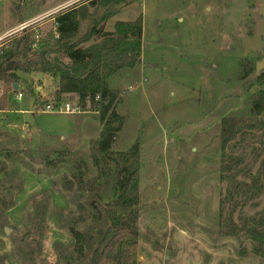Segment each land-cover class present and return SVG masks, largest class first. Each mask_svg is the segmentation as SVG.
Wrapping results in <instances>:
<instances>
[{
	"label": "rangeland",
	"instance_id": "obj_1",
	"mask_svg": "<svg viewBox=\"0 0 264 264\" xmlns=\"http://www.w3.org/2000/svg\"><path fill=\"white\" fill-rule=\"evenodd\" d=\"M130 1L134 4L104 6V0H0V35L11 24L17 23L13 30L38 25L79 4L91 15L82 21L79 37L93 26L113 31L114 25L101 23L108 13L112 24L142 15L139 63L108 80L120 98L115 111L123 119L111 151L139 147L133 188L139 209L137 264H264L237 219L264 210V194L236 215L237 235L224 236L217 221L224 192L218 173L220 120L248 116L250 97L264 90L252 84L264 72L255 68L264 60V0ZM16 7L23 14L21 24ZM36 34L34 47L46 52L51 70L18 73V88L8 93L0 111V264L76 262L69 229L103 231L113 214L108 205L117 196L114 165L101 163L100 171L91 158L103 128L98 114L39 110L53 102L75 108L77 97L63 95L57 101L53 96L55 67L69 64L53 20L37 27ZM244 60L255 70L247 79L240 68ZM239 155L250 163L251 148ZM257 166H251L252 174ZM76 178L82 179V191ZM91 204L104 216L99 225Z\"/></svg>",
	"mask_w": 264,
	"mask_h": 264
},
{
	"label": "trees",
	"instance_id": "obj_2",
	"mask_svg": "<svg viewBox=\"0 0 264 264\" xmlns=\"http://www.w3.org/2000/svg\"><path fill=\"white\" fill-rule=\"evenodd\" d=\"M90 6L93 4L89 2ZM109 4H133L130 0H104ZM17 21L24 22L20 7H16ZM33 16V13H30ZM90 15L86 5L79 4L57 12L53 17L56 42L69 60L57 70V86L53 96L58 101L63 95L77 97L75 108L96 112L103 125L99 139L91 148L94 165L101 171V163L114 165L113 176L117 196L108 205L113 212L105 229L79 231L69 229L74 240L77 261L72 264H137L139 209L135 207L138 196L133 191L139 170V147L135 143L126 152L111 151L117 134L123 125L115 107L120 103L118 93L109 89L108 80L122 70L134 68L140 60L142 49V15L134 21L116 22L113 31L105 32L93 26L79 37L82 21ZM113 16L105 15L103 22ZM102 28V27H101ZM36 24L0 41V111L6 107L8 93L19 85L18 73L50 72L46 52L35 49ZM102 41L83 46L94 38ZM243 79L253 74L254 67L244 60L240 63ZM254 85H264V72L259 73ZM252 84H249L250 86ZM249 115L246 117L227 116L219 124V181L224 184V192L218 203L217 221L224 236H235L239 227L236 215L264 194V90L249 99ZM251 148V161L247 163L239 155ZM258 163L252 174V165ZM77 179V190H83L81 178ZM66 188L72 189V182L65 181ZM95 212V225L103 220L100 209L91 204ZM241 228L251 241L254 255L264 258V210L251 218H237Z\"/></svg>",
	"mask_w": 264,
	"mask_h": 264
},
{
	"label": "built area",
	"instance_id": "obj_3",
	"mask_svg": "<svg viewBox=\"0 0 264 264\" xmlns=\"http://www.w3.org/2000/svg\"><path fill=\"white\" fill-rule=\"evenodd\" d=\"M30 24H34V23H30ZM30 24H22L19 29H22V27H27L29 26ZM21 31V30H20ZM15 99L17 101H20L22 99V93H18L17 96L15 97ZM39 110H42L43 112L45 113H50V114H56V113H71L72 111H77L78 109L77 108H72L70 107V105L68 104H64V105H61L60 103H49V104H46L43 109H39Z\"/></svg>",
	"mask_w": 264,
	"mask_h": 264
},
{
	"label": "crops",
	"instance_id": "obj_4",
	"mask_svg": "<svg viewBox=\"0 0 264 264\" xmlns=\"http://www.w3.org/2000/svg\"><path fill=\"white\" fill-rule=\"evenodd\" d=\"M134 4V3H133ZM130 5H132V4H130ZM130 5H128V6H130ZM128 6H126V7H128ZM126 7H124V8H126ZM123 9V8H122ZM112 18V17H111ZM108 19L106 22H105V26L106 27H109L110 25H114V24H112V19ZM53 19H50L49 21H46V22H43V23H39L38 25H36L37 27H38V29L40 28V27H42L44 24H46V23H48V22H51ZM17 24V23H16ZM16 24H11V26H10V28H8L5 32H3L1 35H0V37L1 36H3V35H5V34H8V33H10L9 31H11V33L13 32V31H15L16 29H14L13 30V28H14V26L16 25ZM109 32H111V30L109 31ZM57 86V85H56ZM55 86V87H56ZM41 89H42V86H39L38 87V90H39V92H41ZM54 90H56V88L54 89ZM40 94V93H39ZM23 98V97H22ZM21 101V100H20ZM19 102V101H18Z\"/></svg>",
	"mask_w": 264,
	"mask_h": 264
},
{
	"label": "water",
	"instance_id": "obj_5",
	"mask_svg": "<svg viewBox=\"0 0 264 264\" xmlns=\"http://www.w3.org/2000/svg\"><path fill=\"white\" fill-rule=\"evenodd\" d=\"M25 27H22V29H17L15 30L14 32H12L10 35H13L15 34L16 32H18L19 30H23ZM255 68H256V72H261L262 69L264 68V60L260 61V62H257L256 65H255ZM17 85H14V91L17 90Z\"/></svg>",
	"mask_w": 264,
	"mask_h": 264
}]
</instances>
